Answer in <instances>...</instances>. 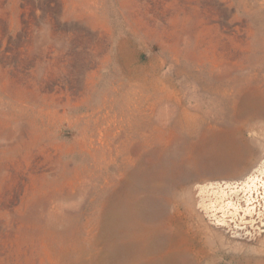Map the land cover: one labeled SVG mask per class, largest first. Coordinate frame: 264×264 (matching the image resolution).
<instances>
[{
	"label": "rangeland",
	"instance_id": "obj_1",
	"mask_svg": "<svg viewBox=\"0 0 264 264\" xmlns=\"http://www.w3.org/2000/svg\"><path fill=\"white\" fill-rule=\"evenodd\" d=\"M260 88L264 0H0V264L92 254L127 172L160 154L194 170L211 134L198 102ZM255 126L244 145L261 164ZM205 180L182 184L195 212ZM215 243L226 253L214 262L235 264L264 248V232L241 250Z\"/></svg>",
	"mask_w": 264,
	"mask_h": 264
},
{
	"label": "bare ground",
	"instance_id": "obj_2",
	"mask_svg": "<svg viewBox=\"0 0 264 264\" xmlns=\"http://www.w3.org/2000/svg\"><path fill=\"white\" fill-rule=\"evenodd\" d=\"M197 107V119L211 134L198 144L195 169L168 154L131 169L102 204L91 234L95 251L75 246L68 264H217L226 251L214 250L216 240L241 250L262 235L264 163L251 162L243 131L248 124L264 126V88L234 103L204 98ZM194 177L208 178L207 184L194 186L199 212L192 210L189 195L183 197V216L182 184ZM231 256L235 264H264V248Z\"/></svg>",
	"mask_w": 264,
	"mask_h": 264
}]
</instances>
